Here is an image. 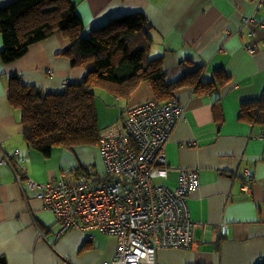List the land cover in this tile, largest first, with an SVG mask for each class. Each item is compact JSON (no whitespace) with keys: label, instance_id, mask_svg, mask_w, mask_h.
Returning <instances> with one entry per match:
<instances>
[{"label":"crops","instance_id":"obj_1","mask_svg":"<svg viewBox=\"0 0 264 264\" xmlns=\"http://www.w3.org/2000/svg\"><path fill=\"white\" fill-rule=\"evenodd\" d=\"M13 1L0 0V5ZM69 2L87 37L111 20L143 15L153 28L149 57L161 58L171 82L181 77L177 66L190 61L201 70L202 81L216 85L210 94H198L189 85L174 91L184 115L164 147L167 177L154 180L174 187L180 170L196 172L199 188L187 204L197 227L191 249H160L157 264L264 262V130L239 120L240 105L258 100L264 91V28H260L264 0L259 8L258 0ZM245 17L252 18L248 26L242 23ZM68 47V40L56 33L30 46L15 62L0 60V264H103L115 257L113 236L93 229H69L58 235L52 214L36 197L38 186L30 189L27 184L31 180L44 185L62 173L82 169L89 174L103 172L98 147L53 149L48 158L29 149L21 113L8 99L13 76L47 94H59L68 83L80 82L86 72L72 68L62 55ZM152 98L149 85L141 83L124 100L114 121L128 107Z\"/></svg>","mask_w":264,"mask_h":264},{"label":"trees","instance_id":"obj_2","mask_svg":"<svg viewBox=\"0 0 264 264\" xmlns=\"http://www.w3.org/2000/svg\"><path fill=\"white\" fill-rule=\"evenodd\" d=\"M83 32V24L69 0H15L0 5L1 63L17 61L30 46L60 33L69 42L62 55L72 68L86 72L80 82L68 83L59 94L43 93L12 77L8 99L21 113L23 139L29 149L45 158L53 149L98 147V88L124 101L141 83H146L153 94L149 101L156 104L174 99V91L185 85L194 87L198 94L216 91L214 81H202L201 70L190 61L177 66L180 78L169 80L161 58L149 57L153 28L141 14L111 20L89 37ZM216 78L222 83L218 75ZM239 120L264 130V91L258 100L240 105Z\"/></svg>","mask_w":264,"mask_h":264},{"label":"built area","instance_id":"obj_3","mask_svg":"<svg viewBox=\"0 0 264 264\" xmlns=\"http://www.w3.org/2000/svg\"><path fill=\"white\" fill-rule=\"evenodd\" d=\"M242 23L248 26L252 18ZM246 50L253 52L249 46ZM183 115L175 98L130 107L98 134L102 173H62L44 185L28 180L30 189L38 186L36 197L52 214L57 234L93 229L115 237V257L103 264H157L160 249H191L197 225L190 219L187 200L199 188L196 172L180 170L174 187L154 183L167 177L164 147ZM249 175L247 171V180ZM244 190H249L248 183Z\"/></svg>","mask_w":264,"mask_h":264},{"label":"rangeland","instance_id":"obj_4","mask_svg":"<svg viewBox=\"0 0 264 264\" xmlns=\"http://www.w3.org/2000/svg\"><path fill=\"white\" fill-rule=\"evenodd\" d=\"M96 101H97V117L99 125L103 128L110 127L115 123V118L118 113L124 108V101L115 100L111 96L103 91L101 88L95 90ZM154 183L159 184L156 180Z\"/></svg>","mask_w":264,"mask_h":264}]
</instances>
